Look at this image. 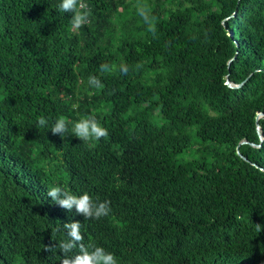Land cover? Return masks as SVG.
Returning a JSON list of instances; mask_svg holds the SVG:
<instances>
[{
	"label": "trees",
	"instance_id": "trees-1",
	"mask_svg": "<svg viewBox=\"0 0 264 264\" xmlns=\"http://www.w3.org/2000/svg\"><path fill=\"white\" fill-rule=\"evenodd\" d=\"M130 1L84 0L73 31L60 0H0V264H60L70 220L118 264H264V0ZM59 116L108 136L63 140ZM55 185L112 211L84 220Z\"/></svg>",
	"mask_w": 264,
	"mask_h": 264
},
{
	"label": "clouds",
	"instance_id": "clouds-1",
	"mask_svg": "<svg viewBox=\"0 0 264 264\" xmlns=\"http://www.w3.org/2000/svg\"><path fill=\"white\" fill-rule=\"evenodd\" d=\"M58 10L61 13L70 14V27L75 31L83 27L89 22L91 10L87 7L84 0H60ZM138 14L148 25V31L155 32V18L148 14V10L144 5H138ZM123 73H127L126 66L121 65L120 69ZM101 72H111L112 66L103 63L100 66ZM88 84L92 88L103 89L104 85L100 78L91 75L88 78ZM38 126L45 127L48 120L43 116L37 117ZM50 131L53 135H59L61 139L71 134L79 138L82 142L100 140L108 136V130L101 125L95 116H83L75 121L69 129L68 121L65 117L59 116L52 124ZM47 196L51 198L54 204L69 213L75 212V215L82 216L84 220L100 219L108 216L111 209V202L108 200L100 201L98 198L93 200L88 192L76 194L59 185L50 186L47 190ZM66 231V239L56 242H50L45 245V251L52 252L59 248L61 252L60 264H118V260L114 253L107 251L104 247L98 246L91 240L85 243V237L81 233V222L79 220H70L63 223ZM256 231L264 230V225L257 223Z\"/></svg>",
	"mask_w": 264,
	"mask_h": 264
},
{
	"label": "water",
	"instance_id": "water-1",
	"mask_svg": "<svg viewBox=\"0 0 264 264\" xmlns=\"http://www.w3.org/2000/svg\"><path fill=\"white\" fill-rule=\"evenodd\" d=\"M242 85H243V84H240V85L234 86V85H232L231 83H229V86L232 87V88H240ZM258 131H259L260 139H261V141L263 142V141H264V136H263V134H262V132H261V128H260V127H258ZM243 144H246V142H243ZM240 155H241V154H240ZM241 157H242L244 160H247V159L244 158L242 155H241Z\"/></svg>",
	"mask_w": 264,
	"mask_h": 264
},
{
	"label": "rangeland",
	"instance_id": "rangeland-1",
	"mask_svg": "<svg viewBox=\"0 0 264 264\" xmlns=\"http://www.w3.org/2000/svg\"><path fill=\"white\" fill-rule=\"evenodd\" d=\"M130 3H131V4L134 3V0H131Z\"/></svg>",
	"mask_w": 264,
	"mask_h": 264
}]
</instances>
